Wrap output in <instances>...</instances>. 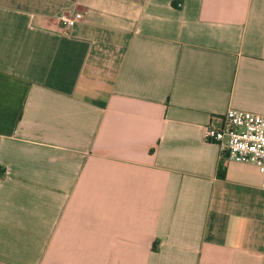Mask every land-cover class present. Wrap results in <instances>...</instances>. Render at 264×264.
Segmentation results:
<instances>
[{
    "label": "crops",
    "instance_id": "1",
    "mask_svg": "<svg viewBox=\"0 0 264 264\" xmlns=\"http://www.w3.org/2000/svg\"><path fill=\"white\" fill-rule=\"evenodd\" d=\"M229 107L264 114V0H0V264H264Z\"/></svg>",
    "mask_w": 264,
    "mask_h": 264
},
{
    "label": "built area",
    "instance_id": "2",
    "mask_svg": "<svg viewBox=\"0 0 264 264\" xmlns=\"http://www.w3.org/2000/svg\"><path fill=\"white\" fill-rule=\"evenodd\" d=\"M86 10H68L59 14L64 31H68ZM207 141L219 146L220 154L229 160L253 163L261 174L264 187V114L229 107L211 115L205 125Z\"/></svg>",
    "mask_w": 264,
    "mask_h": 264
},
{
    "label": "trees",
    "instance_id": "3",
    "mask_svg": "<svg viewBox=\"0 0 264 264\" xmlns=\"http://www.w3.org/2000/svg\"><path fill=\"white\" fill-rule=\"evenodd\" d=\"M4 170L2 168H0V173H2Z\"/></svg>",
    "mask_w": 264,
    "mask_h": 264
}]
</instances>
